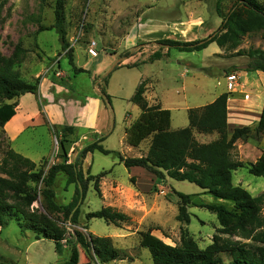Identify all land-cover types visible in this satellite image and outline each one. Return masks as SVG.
<instances>
[{
	"label": "rangeland",
	"instance_id": "1",
	"mask_svg": "<svg viewBox=\"0 0 264 264\" xmlns=\"http://www.w3.org/2000/svg\"><path fill=\"white\" fill-rule=\"evenodd\" d=\"M57 1L6 0L0 6V52L9 56L20 44L25 51L15 70L22 80L37 85L36 94L0 99V105L16 101L17 117L10 128L20 121L22 124L14 137L5 126H0V159L10 147L45 172L60 160L61 134H56L53 125L71 123L76 128L68 135V160L74 161L80 148L102 137V146L111 152L88 153L86 159L80 160L79 168L84 177L111 171L99 179L100 195L93 181L88 183L84 199L76 207L78 224L58 215L65 230L60 252L52 240L35 239L24 221L12 218L0 228V264H55L66 259L75 264H95L93 254L79 243L74 251L68 249L66 240L75 241L77 233L87 238H110L118 256L106 264H152L148 246L156 241L170 246L178 244L182 226L204 248L219 226L216 215L205 208L189 206L190 222L182 224L176 219V192L192 194L196 203L218 200L194 183L168 176L156 179L153 173L141 167L127 168L118 159L117 153L129 157L145 155L153 133L143 134L137 128L141 111L130 97L144 80L148 104L161 105L164 110L160 129H178L188 124V108L204 106L224 92L229 95L232 91L226 76L237 72L239 86L234 85L233 91L237 92L229 96V105L247 107L251 115L242 120L254 126L257 120L250 116L260 113L263 106L264 76L258 78L254 71L242 68L248 58L236 51L264 50V40L259 34H251L244 36L234 50L211 42L194 51L155 42L156 36L179 40L171 38L172 24L181 26L174 34L181 37L180 41L207 38L220 25L217 8L225 14L232 0H61V27L68 48L74 64L86 70L73 73L67 59L68 48H62L57 33ZM156 51L160 58L150 61ZM127 52L129 57L124 56ZM130 64L135 66H126ZM102 90L109 95V102L103 98ZM244 93L248 99H244ZM47 111L53 113L58 123L49 119ZM194 136L205 141L212 135L194 131ZM247 141L235 143L236 157L243 166L233 171L232 182L256 196L264 190V175L249 173L248 165L264 148V133L253 134ZM53 189L56 202L61 205L76 195L74 184H66L62 172L56 175ZM32 207L46 212L38 201ZM102 207L122 212L128 219L118 225L101 218L86 219L87 213ZM223 259L226 262L228 257L223 255Z\"/></svg>",
	"mask_w": 264,
	"mask_h": 264
},
{
	"label": "trees",
	"instance_id": "2",
	"mask_svg": "<svg viewBox=\"0 0 264 264\" xmlns=\"http://www.w3.org/2000/svg\"><path fill=\"white\" fill-rule=\"evenodd\" d=\"M6 0H0V6ZM229 10L224 14L217 8L221 17L216 32L207 38L180 41L174 39H158L161 46L176 47L181 50L194 51L207 47L215 42L220 48L236 49L246 35L259 34L264 40V2L260 0H232ZM61 0L55 8L56 28L63 49L69 47L65 39V31L61 27ZM25 49L17 44L13 52L3 55L0 52V99L13 100L26 93H37V85L22 80L15 70ZM238 55H245L248 61L245 70L264 72V50L249 48L237 50ZM68 62L73 73L86 72L77 67L72 59L70 48L66 51ZM125 57H129L127 52ZM158 51L154 52L150 61L160 58ZM128 67L135 64L126 65ZM146 84L141 81L130 101L141 111L137 128L143 134L151 132V139L145 155L129 157L117 153L118 159L125 167H141L155 175L156 179L165 176L175 180H184L196 184L206 193L212 195L217 202L192 201V194L177 191L178 213L176 219L184 225L190 222L189 206L202 207L215 213L218 227L211 242L200 248L189 233L188 228H180L179 243L173 246L160 241L149 245L152 264H264V190L252 196L245 188L234 185L233 171L243 166L236 157L235 143L237 140L247 141L253 134L264 133V102L260 117L254 126L235 127L231 134L227 133V100L228 93L219 94L212 102L187 109L188 124L178 129H160L161 116L164 110L160 105H149L145 98ZM103 98L109 102V95L101 91ZM14 102H3L0 105V126H4L15 115ZM166 114H168L166 112ZM59 139L60 160L53 163L44 172L37 164L20 153L8 147L0 159V228L8 224L12 218L24 221L25 228L32 230L35 239L47 238L54 242L56 251L63 249L62 240L65 230L60 225V217L78 224L79 209L76 208L79 199L83 200L87 185L93 181L100 195L99 179L111 170L101 171L98 175L88 174L84 177L80 170V160L88 153L99 151L108 154L110 150L101 144L102 137L87 143L79 149L74 161L68 160V145L71 140L68 135L73 133V125H53ZM208 133L215 131L218 138L199 143L193 131ZM249 173L255 176L264 175V148L259 157L248 165ZM62 172L66 184H74L76 195L67 204H58L53 189L56 175ZM40 198V199H39ZM38 201L42 209L33 208ZM228 204H227V203ZM101 218L108 223L118 225L125 222L127 216L109 207L86 214V219ZM68 249L74 251L79 243L100 264L116 259L118 250L113 247L109 237L76 234V239L66 240ZM223 255L228 257L225 262ZM55 264H75L71 260L57 261Z\"/></svg>",
	"mask_w": 264,
	"mask_h": 264
},
{
	"label": "crops",
	"instance_id": "3",
	"mask_svg": "<svg viewBox=\"0 0 264 264\" xmlns=\"http://www.w3.org/2000/svg\"><path fill=\"white\" fill-rule=\"evenodd\" d=\"M177 25H179L180 26V24H172V26H170V29H171V32H170V34H171V38H175V39H179V40H181L179 37H176V36H174V34H177L176 33V30H177V32L181 29V26H180V28H178V26ZM174 30V31H173ZM179 36V35H178ZM153 38H155L156 40L157 39H161L162 38V36H156V37H153ZM183 40H189V39H183ZM242 68H245V66H242ZM257 75L258 76V78H262L261 76H264V72H261V71H254L253 72V75ZM238 78H239V75L237 74V72H236V74H235ZM256 78V77H255ZM218 84H219V82H218ZM238 86H239V83H238ZM234 88V87H233ZM234 90V89H233ZM233 90H231L232 92H230V94L228 95V100H227V133L228 134H231L232 133V131H233V129L235 128V127H241V126H244V125H246V124H244V123H247V122H245V121H243L242 119H244L245 117H247V118H249V115H251V113L249 112V111H246L247 110V107H238V106H230L229 105V101H230V99H229V96H232L233 95V93H236L237 91H233ZM244 96V99H248V94L247 93H244L243 94ZM217 97V96H216ZM215 97V98H216ZM215 98H213V100L215 99ZM212 100V101H213ZM150 105H152L151 103H149ZM161 106V105H160ZM160 108H163L162 106L160 107ZM262 109V108H261ZM53 112V111H52ZM47 113H48V116H49V119L54 123L55 122V120H54V118H53V113H52V115H51V113H49L48 111H47ZM260 113H261V111H260ZM260 113L258 112V113H256V114H252L253 116H250L253 120L255 119V120H257L258 121V119H259V117H260ZM87 115V114H86ZM15 116V115H14ZM13 118V117H12ZM11 118V119H12ZM10 119V120H11ZM188 119V118H187ZM10 120L8 121V122H6L5 124H4V126H5V128L9 131V133H10V136L11 137H14L18 132H19V130L22 128V124H21V121H20V123H19V125L18 126H16L15 128H10V123L12 122H10ZM169 120H171V119H169ZM249 122V121H248ZM55 123H58V122H55ZM68 125H71V123H67ZM92 126H94V125H92ZM91 127V126H90ZM169 129H171L170 127H169ZM195 131V130H194ZM194 131H193V134H194ZM198 133V132H197ZM199 134H201V135H212L211 137H209V138H207V140H205V141H201V140H198V139H196L199 143H208V142H211V141H213V140H215V139H217L218 138V134H217V132H215V131H212V132H208V133H199ZM239 140H237L236 142H238ZM247 143H248V141H247ZM256 146V145H255ZM257 148V147H256ZM258 149V148H257ZM261 154V152L259 151V152H257L255 155V160L259 157V155ZM86 159V158H85Z\"/></svg>",
	"mask_w": 264,
	"mask_h": 264
},
{
	"label": "built area",
	"instance_id": "4",
	"mask_svg": "<svg viewBox=\"0 0 264 264\" xmlns=\"http://www.w3.org/2000/svg\"><path fill=\"white\" fill-rule=\"evenodd\" d=\"M238 77L235 74H228L226 76V82H227V86L230 90H233L234 85L238 84L237 82ZM95 264H100L99 262L96 261Z\"/></svg>",
	"mask_w": 264,
	"mask_h": 264
},
{
	"label": "bare ground",
	"instance_id": "5",
	"mask_svg": "<svg viewBox=\"0 0 264 264\" xmlns=\"http://www.w3.org/2000/svg\"><path fill=\"white\" fill-rule=\"evenodd\" d=\"M16 117H17V116H14V117H13V118L10 120V122H11V121H13V120H15V119H16Z\"/></svg>",
	"mask_w": 264,
	"mask_h": 264
},
{
	"label": "water",
	"instance_id": "6",
	"mask_svg": "<svg viewBox=\"0 0 264 264\" xmlns=\"http://www.w3.org/2000/svg\"><path fill=\"white\" fill-rule=\"evenodd\" d=\"M79 202H80V199H79V201H78V204H79ZM78 204H77V205H78Z\"/></svg>",
	"mask_w": 264,
	"mask_h": 264
}]
</instances>
